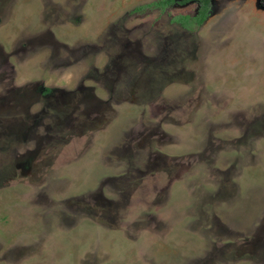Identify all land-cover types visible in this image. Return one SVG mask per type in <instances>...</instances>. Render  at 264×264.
Instances as JSON below:
<instances>
[{"label":"rangeland","instance_id":"1","mask_svg":"<svg viewBox=\"0 0 264 264\" xmlns=\"http://www.w3.org/2000/svg\"><path fill=\"white\" fill-rule=\"evenodd\" d=\"M156 1L0 0V264H264V0Z\"/></svg>","mask_w":264,"mask_h":264},{"label":"trees","instance_id":"2","mask_svg":"<svg viewBox=\"0 0 264 264\" xmlns=\"http://www.w3.org/2000/svg\"><path fill=\"white\" fill-rule=\"evenodd\" d=\"M189 0H159L156 2H153L149 5H142L136 8L139 12L145 10L146 8H152V9H159L160 11H164L170 6H173L175 4L184 3ZM198 1L200 3L199 10L196 15L194 16H188V15H178L173 18L174 22L179 23L182 26H185L189 28L191 25H201L205 22L209 15L210 10V4L211 0H194Z\"/></svg>","mask_w":264,"mask_h":264}]
</instances>
